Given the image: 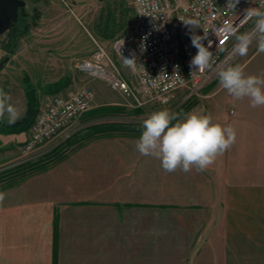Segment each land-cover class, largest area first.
Here are the masks:
<instances>
[{
    "label": "crops",
    "instance_id": "0c3cea01",
    "mask_svg": "<svg viewBox=\"0 0 264 264\" xmlns=\"http://www.w3.org/2000/svg\"><path fill=\"white\" fill-rule=\"evenodd\" d=\"M50 1L31 0L38 25L0 70L18 120L27 111L26 76L39 108L89 84L88 122L121 109L123 94L77 69L89 50L75 43L64 19L46 16L57 5ZM239 65L264 76V51L257 47ZM64 77L61 91L43 90ZM222 101L213 120L231 125L236 142L203 172H165L160 160L136 150L141 133L124 132L78 142L23 177L0 178V264H264V106L230 95ZM28 132H0V169L19 157Z\"/></svg>",
    "mask_w": 264,
    "mask_h": 264
},
{
    "label": "built area",
    "instance_id": "2783aa9c",
    "mask_svg": "<svg viewBox=\"0 0 264 264\" xmlns=\"http://www.w3.org/2000/svg\"><path fill=\"white\" fill-rule=\"evenodd\" d=\"M230 2L235 0H131V32L113 41V52L97 43L94 52L80 59L76 67L140 107L166 105L184 91L186 98L198 95L220 68L235 59L237 37L254 18H245L246 10L261 8L262 0H238L235 7ZM193 35L206 36L201 41L205 47L211 43L215 63L204 72L195 71L190 64L197 53ZM94 96V89L84 84L69 96L55 94L46 101L19 147L20 162L44 158L52 142L91 109Z\"/></svg>",
    "mask_w": 264,
    "mask_h": 264
},
{
    "label": "rangeland",
    "instance_id": "374dc122",
    "mask_svg": "<svg viewBox=\"0 0 264 264\" xmlns=\"http://www.w3.org/2000/svg\"><path fill=\"white\" fill-rule=\"evenodd\" d=\"M26 1H28V5L22 8L21 13L25 14V12H29L32 14L36 8H34L31 0ZM50 2H57V5L52 4L48 6L46 16L53 17L54 21L57 19H64L67 22V26L69 25L70 28L74 30L71 38L74 39L75 43H78L81 49L89 50L80 59L90 56L94 52L97 43L113 52V41L119 36L130 33L133 29L134 11L131 0H51ZM65 2L71 6L73 13L66 7L67 5ZM255 19L254 17L245 26V29L240 31L239 35L251 33L255 28ZM24 36L25 35L21 38ZM9 37V33L7 32L0 36V55L2 59L11 55L10 50L5 45L9 41ZM18 45L19 42L16 48ZM257 47L258 40L254 39L249 45L246 54L242 55L238 53L235 59L228 65H239L241 61ZM81 74L86 80L91 79L86 74ZM111 90L117 92L113 89ZM185 94V91L176 94L166 105H148L144 107L137 106L131 98L124 96L125 98L123 97L122 99L124 105L115 106L121 109L113 110L115 112L110 111L106 114H100L96 118H93L95 119L93 122H88V120H90V115L87 116V114L92 109L91 107V109L69 129L67 134H63L58 140L56 138L52 142L51 145L56 144V147L50 149L48 154L42 159L47 158L45 161L48 162L52 157L58 158L78 142L99 135H107V133L112 135L124 132L141 133L142 121L157 110L167 109L171 113L177 114L178 118L184 117L192 110H196L204 114L210 113L214 118L219 116L223 109L224 102L222 99L225 95H229L228 92L220 86L217 74L202 88L198 95L186 98ZM229 111L230 115H232V108H230ZM173 123H175V121ZM93 126H103L106 129L111 128L113 130L108 129V132L103 130L99 133L98 131L92 132ZM29 164H31V162H20L18 157L1 167L0 178H8L10 175H12V177H19L25 170V168L22 167ZM19 171L21 172L19 173Z\"/></svg>",
    "mask_w": 264,
    "mask_h": 264
},
{
    "label": "clouds",
    "instance_id": "9594fccd",
    "mask_svg": "<svg viewBox=\"0 0 264 264\" xmlns=\"http://www.w3.org/2000/svg\"><path fill=\"white\" fill-rule=\"evenodd\" d=\"M238 3V0H235ZM261 8H264L262 0ZM249 8L245 18L255 17V28L251 33L237 37L238 51L246 54L251 42L258 40V48L264 51V11ZM194 26L192 23H186ZM234 34L235 30L229 27ZM206 37V36H205ZM205 37L193 35L192 45L197 49L190 64L195 71L204 72L215 63L209 51L201 42ZM220 86L235 100H249L250 107L264 106V76L245 74L241 65H228L218 70ZM10 95L0 87V120L7 116V122L14 124L20 118V111L10 102ZM175 121V123H173ZM236 142V130L231 125H221L210 113L193 110L183 119L167 109L152 112L142 121V131L136 142V150L143 156L160 160L165 172L178 169L187 173L195 168L205 171L216 159Z\"/></svg>",
    "mask_w": 264,
    "mask_h": 264
},
{
    "label": "trees",
    "instance_id": "16d2710c",
    "mask_svg": "<svg viewBox=\"0 0 264 264\" xmlns=\"http://www.w3.org/2000/svg\"><path fill=\"white\" fill-rule=\"evenodd\" d=\"M21 10L22 9H20L19 17L17 18L15 22L12 23L11 27L7 31L10 37H9V41L5 45L10 50L11 53L15 51L16 46L19 42V39L23 35L28 34L33 27L38 25V20L41 15L40 11L37 9H35L32 14H30L29 12H25V14H22ZM9 59H10V56L0 61V65L2 64V66L0 67V70L5 66V64L8 62ZM24 84H25V91H26V96H27V111H26L25 116L22 119L16 121L14 124L1 123L0 132L19 133V132L27 131L35 120V117L39 110L38 89L27 76L24 78ZM68 84H69V78L64 77L60 79L59 81L44 87L43 90L49 94H53V93H57L61 91ZM92 129H93L92 132L98 131V133L103 130L106 132H108L107 131L108 129L113 130L111 128L106 129L103 126L101 127L93 126ZM99 129H102V130H99ZM107 135H109V133H107ZM61 157L62 156H59L58 158H52L48 162L45 161L47 158L40 159L29 165L23 166L22 168H25V170L23 169L24 172L19 177H23L24 175L28 173H33L35 171L41 170L45 168L46 166H48L50 162H54ZM20 172L21 171H19V173Z\"/></svg>",
    "mask_w": 264,
    "mask_h": 264
},
{
    "label": "water",
    "instance_id": "95a60500",
    "mask_svg": "<svg viewBox=\"0 0 264 264\" xmlns=\"http://www.w3.org/2000/svg\"><path fill=\"white\" fill-rule=\"evenodd\" d=\"M25 7L26 0H0V36L9 30L19 17L20 9Z\"/></svg>",
    "mask_w": 264,
    "mask_h": 264
},
{
    "label": "bare ground",
    "instance_id": "6f19581e",
    "mask_svg": "<svg viewBox=\"0 0 264 264\" xmlns=\"http://www.w3.org/2000/svg\"><path fill=\"white\" fill-rule=\"evenodd\" d=\"M253 32V31H252Z\"/></svg>",
    "mask_w": 264,
    "mask_h": 264
}]
</instances>
